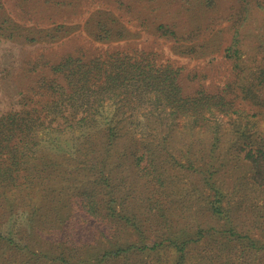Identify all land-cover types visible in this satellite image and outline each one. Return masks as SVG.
Masks as SVG:
<instances>
[{
  "label": "rangeland",
  "instance_id": "1",
  "mask_svg": "<svg viewBox=\"0 0 264 264\" xmlns=\"http://www.w3.org/2000/svg\"><path fill=\"white\" fill-rule=\"evenodd\" d=\"M120 4L145 10V14L120 12L124 38L110 42L92 38L85 26L91 14L101 9L116 10ZM7 7L12 8L11 0ZM82 8L83 12L68 23L79 24L80 28L60 45L30 46L0 36V86L7 66L19 54H146L159 64L181 69L186 82L192 72L198 73L213 92H219L231 78L228 83L233 98L238 96L237 104L246 110L253 108L248 112L257 116L245 132L247 121L237 115L208 114L207 121L200 125L190 118L170 116V111L155 105L150 96L145 105L137 102L134 112L105 104L103 120L123 122L119 139L110 145L102 134L95 135L86 144L81 141L82 152H75L79 137L71 133L61 136L52 150L67 152L65 160L71 168L57 167L42 172L38 179L43 185L38 192L46 187L44 190L53 194L55 202L66 200L73 219L67 223V230L57 227L59 236L53 239L60 247L58 252L73 264L81 256H90L88 264H98V258L101 264H264V185L255 181L254 166L240 159L237 152L245 142L264 145V0H84ZM13 9L18 13L16 3ZM155 9L158 13L150 14ZM155 23L171 28L176 24L182 31L188 27L191 32L198 26L202 30H195L191 38L169 40L152 29ZM208 41L219 48L211 55L201 48ZM229 48L237 52L236 62L227 57ZM9 82V93L18 92L14 79ZM12 108H20L18 96L0 90V112ZM137 154L145 156L139 167ZM149 156L156 175L140 170L149 167ZM101 176L109 178L112 185H105ZM94 189L102 194L103 213L108 198L114 199V210L131 217L133 226L84 213L76 200L79 194ZM43 194L35 197L32 210ZM42 214L40 208L37 219ZM11 218L13 233L30 227L26 215ZM35 237L36 245L30 241V250L19 249L18 255L15 249L2 246L0 264H62L52 253H43L47 247L43 248L42 243L37 245L43 242L45 233L39 230ZM185 241L188 245L180 259L175 243ZM117 242L133 244V251L103 261L104 250Z\"/></svg>",
  "mask_w": 264,
  "mask_h": 264
},
{
  "label": "trees",
  "instance_id": "2",
  "mask_svg": "<svg viewBox=\"0 0 264 264\" xmlns=\"http://www.w3.org/2000/svg\"><path fill=\"white\" fill-rule=\"evenodd\" d=\"M11 2L12 8H9L8 0H0V36L7 40L50 48L60 45L80 28L79 24L68 23L83 12L84 0H11ZM14 3L18 13L13 9ZM115 9L93 12L85 25L86 32L102 42L115 41L126 37V30L119 21L120 12L145 14V10L132 9L131 5L125 7L124 4H120ZM158 10L155 9L150 14H157ZM174 27L166 24L158 26L155 23V28L152 29L169 40H180L179 37L191 38L195 30H202L201 26L191 32L188 27H183V31L177 30L176 24ZM193 27L195 28L196 24ZM184 31H187L185 36ZM205 43L207 45L201 48L210 55L212 52L215 53V49H219L213 41ZM227 51L229 59L237 60V52H232V48ZM38 53L30 52L26 56L19 54L17 58L14 57L4 72L3 86H0L4 94L18 96L20 104L19 109L12 108L7 112H0V249L3 247L15 249L17 255L19 249L30 250V241L36 245L35 234L41 230L42 234L45 233V239L43 238V242L40 241L37 245L41 246L42 243L43 248L47 247L43 253H52L56 260L62 261V264H73L63 252H58L60 247L56 246L53 239L54 235L59 236L58 226L66 229L67 223L73 221L69 215L67 201L55 202L53 194L43 187L40 191L44 193L42 199L40 198L42 205L39 201L34 204L33 210L32 205L40 193L38 187L43 186L38 182L42 172H50L57 167L71 168L70 162L65 160L67 152L58 148L55 149L57 151L52 150L57 139L70 133L77 135L80 142L74 147L75 152H82L84 145L81 141L84 140L86 144L87 140L95 135L102 134L110 145L119 139L123 122L114 119L104 121L102 117L105 104L108 102L111 106H116L117 110L128 108L134 112L137 102L145 105L147 97L150 96L149 99L154 100L155 105L161 106L164 110L168 109L170 116L190 118L200 125L207 121L208 114L219 113L229 117L237 115L247 121L245 132L253 118L257 116H250L248 110L252 111L253 108L246 110L237 104L238 96L233 98L231 85L228 83L231 78L225 86L220 87L219 92H213L208 90L205 78L198 73L192 72L186 82L181 69L171 64H159L146 54L131 55L120 51L93 56H88L85 52ZM182 53L185 55L186 52ZM11 69L15 73L11 72ZM261 76V84H264V71L261 72ZM9 79H14L18 92L9 93L12 89ZM46 148H49V151L44 150ZM237 152L240 159L254 166L255 181L264 185V145L253 141L245 142ZM136 158L139 167L145 156L137 154ZM147 161L149 167L140 170L149 176L156 175V172L153 174L152 157L149 156ZM99 179L105 185H112L109 178L101 176ZM101 195L94 189L92 193L79 194L76 203L90 216L97 218L103 216L123 221L126 226H133L131 217L114 210L113 206L116 205L114 199L108 198V207L103 213L100 208ZM40 208L43 210L44 218L37 219ZM217 210L220 211V208ZM20 214L26 215L30 227L28 230L22 229L13 233V226L9 221L11 217ZM7 227L12 232H9ZM175 245L181 253L180 259H183L188 242H176ZM157 246L153 248L157 249ZM104 251L103 261H111L133 251V244L126 246L117 242ZM88 257L90 256H81L74 262L91 263ZM97 263L101 264L102 260L98 258Z\"/></svg>",
  "mask_w": 264,
  "mask_h": 264
}]
</instances>
